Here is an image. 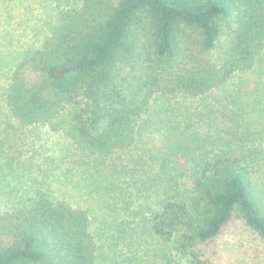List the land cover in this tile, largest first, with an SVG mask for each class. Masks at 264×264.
I'll use <instances>...</instances> for the list:
<instances>
[{
    "label": "trees",
    "instance_id": "16d2710c",
    "mask_svg": "<svg viewBox=\"0 0 264 264\" xmlns=\"http://www.w3.org/2000/svg\"><path fill=\"white\" fill-rule=\"evenodd\" d=\"M263 50L264 0H82L14 64L2 95L7 121L45 128L104 163L140 138L153 101L203 97L252 70ZM193 138L173 147L165 136V158L206 157ZM213 153L191 178V203L168 201L150 219L155 235L176 237L194 259L234 220L264 240L247 171L231 153ZM95 263L84 209L37 194L0 213V264Z\"/></svg>",
    "mask_w": 264,
    "mask_h": 264
},
{
    "label": "rangeland",
    "instance_id": "374dc122",
    "mask_svg": "<svg viewBox=\"0 0 264 264\" xmlns=\"http://www.w3.org/2000/svg\"><path fill=\"white\" fill-rule=\"evenodd\" d=\"M81 1L0 0V213L37 194L84 209L96 244L95 264H264V240L240 220L197 246L195 259L179 253L176 237L160 238L150 225L168 201L191 203L198 164L222 151L240 160L264 213V50L252 70L203 97L153 101L140 138L104 163L85 161L68 139L45 128L7 121L2 95L14 64L40 47L60 13ZM168 135L173 147L187 136L196 144L201 138L206 157L191 156L187 165L183 157L165 158Z\"/></svg>",
    "mask_w": 264,
    "mask_h": 264
}]
</instances>
